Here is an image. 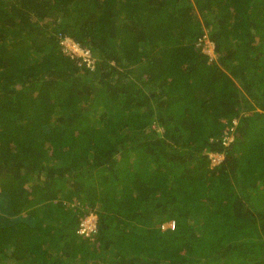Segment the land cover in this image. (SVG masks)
Returning a JSON list of instances; mask_svg holds the SVG:
<instances>
[{
    "label": "trees",
    "instance_id": "16d2710c",
    "mask_svg": "<svg viewBox=\"0 0 264 264\" xmlns=\"http://www.w3.org/2000/svg\"><path fill=\"white\" fill-rule=\"evenodd\" d=\"M0 264H264V0H0Z\"/></svg>",
    "mask_w": 264,
    "mask_h": 264
},
{
    "label": "built area",
    "instance_id": "2783aa9c",
    "mask_svg": "<svg viewBox=\"0 0 264 264\" xmlns=\"http://www.w3.org/2000/svg\"><path fill=\"white\" fill-rule=\"evenodd\" d=\"M69 41L70 40L65 39V40H63L62 44L65 46H68ZM198 46H204L205 53H207L212 58H214L213 47L207 41H205L204 39H201L198 43ZM81 51H82L83 61L88 66L94 65V60L92 58L90 50L89 49H87V50L82 49ZM236 125H237V121H234L233 126L224 132L223 142L225 145H229L233 141L234 131H235ZM211 159H212V164L215 166V165L221 163L222 160L224 159V157L221 154H211ZM163 227L174 229L175 224H174V222H170L166 226H163ZM77 233L84 238H88V239L93 240L95 238V235L98 233L97 216L93 213H89V214L84 215V217L80 221Z\"/></svg>",
    "mask_w": 264,
    "mask_h": 264
},
{
    "label": "clouds",
    "instance_id": "9594fccd",
    "mask_svg": "<svg viewBox=\"0 0 264 264\" xmlns=\"http://www.w3.org/2000/svg\"><path fill=\"white\" fill-rule=\"evenodd\" d=\"M60 38H62V40H61V45L63 46V51H64V53L66 54V55H68V56H71V57H73V58H75V59H77V63H78V65L79 66H81L83 63H85L84 61H83V56H82V49L84 50H87V49H89L88 47H85V46H83L80 42H78L76 39H74L73 37H71V36H68V35H66V36H64V37H60ZM65 39H68V40H70L69 41V43H68V46H65V45H63L62 44V42H63V40H65ZM201 39H204L205 41H207L212 47H213V51H214V53H213V56H214V58L213 59H216L217 58V56H216V54H215V49H216V45L209 39V37H208V35L207 34H205V35H203L200 39H199V41L201 40ZM199 41H198V43H199ZM199 47H202V51L203 52H205V50H204V46H199ZM90 50V49H89ZM94 60V59H93ZM86 64V63H85ZM94 64H95V60H94ZM87 67L88 68H91L92 70H95V66L94 65H92V66H88L87 65ZM234 121H237V120H234ZM233 121V122H234ZM233 126V125H232ZM231 125L230 126H227V128L224 130V132L227 130V129H229V128H231L232 127ZM237 126V125H236ZM233 141H234V139H233ZM232 141V142H233ZM67 205H69V206H71V207H79V208H82L83 209V215H82V217L80 218V220H79V224H80V221H81V219L84 217V215H86V214H89V213H93V214H95L96 216H97V222H98V214H97V212L96 211H91V210H89V211H87V207H84V206H81L79 203H76V202H74V203H70V204H67ZM78 228H79V226H78ZM78 231V230H77ZM78 234V233H77ZM79 235V234H78ZM80 236V235H79ZM88 239V238H87ZM89 240H92V239H89ZM95 240V238L92 240V241H94Z\"/></svg>",
    "mask_w": 264,
    "mask_h": 264
},
{
    "label": "rangeland",
    "instance_id": "374dc122",
    "mask_svg": "<svg viewBox=\"0 0 264 264\" xmlns=\"http://www.w3.org/2000/svg\"><path fill=\"white\" fill-rule=\"evenodd\" d=\"M159 131H162V130H159Z\"/></svg>",
    "mask_w": 264,
    "mask_h": 264
}]
</instances>
